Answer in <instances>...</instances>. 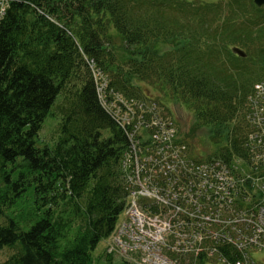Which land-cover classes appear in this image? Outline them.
Instances as JSON below:
<instances>
[{
    "label": "trees",
    "instance_id": "1",
    "mask_svg": "<svg viewBox=\"0 0 264 264\" xmlns=\"http://www.w3.org/2000/svg\"><path fill=\"white\" fill-rule=\"evenodd\" d=\"M142 86L192 113L185 137L204 130L213 152L194 155L168 109L142 99ZM53 112L57 137L42 142ZM135 162L159 198H141L146 213L187 235L183 246L167 239L170 261H243L237 230L264 209V6L8 0L0 19V251L10 254L0 264H94L103 240L99 264H138L135 254L107 253L135 189Z\"/></svg>",
    "mask_w": 264,
    "mask_h": 264
},
{
    "label": "built area",
    "instance_id": "2",
    "mask_svg": "<svg viewBox=\"0 0 264 264\" xmlns=\"http://www.w3.org/2000/svg\"><path fill=\"white\" fill-rule=\"evenodd\" d=\"M8 0H0V19L5 14ZM256 141V137H254ZM257 142V141H256ZM135 176L133 185L135 189L130 192L128 205L123 212L120 222L117 225L115 234L112 237V244L107 253L117 252L121 255L135 254L138 256V264H175L170 261L164 254V249L170 238L173 236L179 240L180 245L186 243V234L181 232L180 226H175L176 231H172L169 221H164L158 216H149L144 210V205L140 203L141 198H159L152 194L146 187L144 173H140L141 168L136 163ZM264 188V187H263ZM260 215L242 220L243 226L237 230V240L241 243H236L239 251H242V260H238L233 264H264V259L260 253L264 254V209H260ZM206 221H209L206 218ZM236 223L231 224H238ZM219 237L214 233V238ZM169 239V240H167ZM225 237L222 236L220 242H224ZM232 241V240H231ZM214 251H210V255ZM254 253L258 260L251 259L249 256ZM221 264H230L224 259Z\"/></svg>",
    "mask_w": 264,
    "mask_h": 264
},
{
    "label": "rangeland",
    "instance_id": "3",
    "mask_svg": "<svg viewBox=\"0 0 264 264\" xmlns=\"http://www.w3.org/2000/svg\"><path fill=\"white\" fill-rule=\"evenodd\" d=\"M115 46L119 47V39L114 38ZM143 89V97L142 99L148 98L151 101L156 102L158 105V102H161L170 112L172 118L174 119V123L176 128L178 129V132L180 134L179 137L186 138L187 142L190 145V148L194 155H198L201 158L207 157L213 150L215 149L212 145H210L206 138H205V131L204 130H197L195 135L190 137H185L186 134L190 135V130L192 129V123H193V117L192 113L187 111L183 106L172 103L170 101L163 100L161 95L152 91V89L142 86ZM146 97V98H145ZM54 117H51L46 120L45 124L43 125L41 132L39 134V138L42 142H52L57 137V120L55 119L56 115L55 112ZM136 166V164H135ZM264 195V194H263ZM107 242L105 240L101 241L94 253L92 254L94 264H99L97 261H101L104 258V255L102 254L105 250ZM8 250H1L0 251V262H3L7 256L9 255ZM262 258L264 259V254L260 253ZM100 257V258H99ZM121 257L115 258L111 264H122ZM128 263L124 264H134L133 260L128 259Z\"/></svg>",
    "mask_w": 264,
    "mask_h": 264
},
{
    "label": "water",
    "instance_id": "4",
    "mask_svg": "<svg viewBox=\"0 0 264 264\" xmlns=\"http://www.w3.org/2000/svg\"><path fill=\"white\" fill-rule=\"evenodd\" d=\"M253 3L257 6V7H262L264 6V0H253ZM233 52L238 54L239 56L243 57L244 55L242 54V52H240L238 49H233Z\"/></svg>",
    "mask_w": 264,
    "mask_h": 264
}]
</instances>
